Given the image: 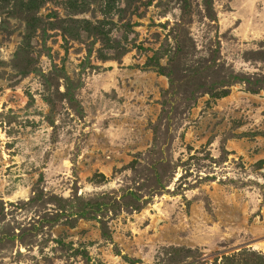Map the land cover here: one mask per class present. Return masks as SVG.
Segmentation results:
<instances>
[{"label": "rangeland", "instance_id": "1", "mask_svg": "<svg viewBox=\"0 0 264 264\" xmlns=\"http://www.w3.org/2000/svg\"><path fill=\"white\" fill-rule=\"evenodd\" d=\"M77 194L109 208L81 217ZM255 252L264 0H0V264Z\"/></svg>", "mask_w": 264, "mask_h": 264}, {"label": "trees", "instance_id": "2", "mask_svg": "<svg viewBox=\"0 0 264 264\" xmlns=\"http://www.w3.org/2000/svg\"><path fill=\"white\" fill-rule=\"evenodd\" d=\"M83 22L86 23L84 26V29L90 33H93L100 37L102 41H104L106 44H108L110 47L113 46L111 43L110 38V28L107 27V22L105 20L99 21L97 24H93L88 20H84ZM160 71H163V68L160 67ZM217 95H224L225 91L223 92H216ZM119 204L125 207L128 206V203L123 204V201H119ZM114 205V209H119L121 206ZM71 207L76 209V213L80 215L81 217H88V218H98V213H102V215L105 213L104 210L109 208L106 201H100L99 199H86L79 194L75 196L73 201L71 202ZM107 207V208H106ZM140 206L134 207L135 209H138ZM106 227L104 228V234L107 235V232H105ZM253 257L246 258L243 262V264H250L251 260L255 259L256 264H264V255L255 252V254H251ZM232 259V260H231ZM236 259L235 256H227L226 260L228 262H231V264H234L233 261ZM227 262V263H228ZM229 264V263H228ZM237 264V263H236Z\"/></svg>", "mask_w": 264, "mask_h": 264}]
</instances>
